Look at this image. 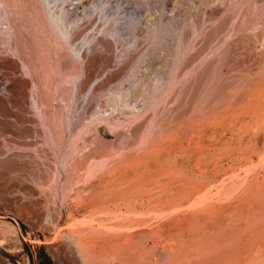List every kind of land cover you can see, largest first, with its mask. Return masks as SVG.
I'll use <instances>...</instances> for the list:
<instances>
[{"label":"rangeland","instance_id":"rangeland-1","mask_svg":"<svg viewBox=\"0 0 264 264\" xmlns=\"http://www.w3.org/2000/svg\"><path fill=\"white\" fill-rule=\"evenodd\" d=\"M17 2L32 14L33 6H39L36 0ZM63 3L70 27L79 26L70 41L81 54L89 52L87 58L96 64L86 85L81 84L79 107L72 106L73 101L67 107L64 132L56 125L53 143L46 142L56 146L49 154L52 166H32L14 154L1 155L5 161L0 164V264H85L69 235L90 210L97 220L104 217L85 199L82 204V198L90 187H100L99 174L106 170L104 151L123 145L133 158L132 174L151 183L143 190L145 199L153 195L164 202V196L174 197L171 210L175 208L177 217L170 213L171 220L182 229L189 221L193 224L182 236L197 240L186 256L182 254L183 260L180 255L178 264H264V0ZM74 47L65 49L67 62ZM121 91L125 105L123 99L112 104L109 96H120ZM15 119L0 114L5 125L1 148L33 142L29 134L33 130ZM121 135L125 137L120 140ZM91 151L94 164L88 162L82 170L95 176L85 177L80 170L84 179L62 184L71 161ZM121 151L116 159L124 155ZM100 155L105 163H100ZM56 173L60 180L52 178ZM151 214L150 224L155 225ZM140 230L130 226L124 233Z\"/></svg>","mask_w":264,"mask_h":264},{"label":"bare ground","instance_id":"bare-ground-1","mask_svg":"<svg viewBox=\"0 0 264 264\" xmlns=\"http://www.w3.org/2000/svg\"><path fill=\"white\" fill-rule=\"evenodd\" d=\"M36 1H38L39 6L31 5L33 7H36V9L34 8L35 10H33L32 14L24 8V5L22 8H20V5L17 4V0H0V74L3 75V80L0 81V85L4 84L2 90H0V114H9L10 116L16 118L15 121L18 120L17 122L21 123L22 125H25L26 129H30V131L33 130L32 134L29 133L33 137L32 143L23 141L22 143H18L15 145L13 144L12 146L7 147L8 149L0 147V164H3L5 161L3 159V156L7 155V153H10L11 155L14 154L19 159L22 158L24 162H29V164H31L32 166H39L40 164H42L43 166H52L51 163L53 162L51 161L52 159L49 157V154L51 150L56 148V146H48L46 142L51 141L53 143V138H55L53 136V129L56 127V125L57 127L59 126V128L61 127L60 129H62L64 132L67 123V107L69 106V104H71L72 101L74 102L72 103V106L76 105V107H79L77 106V102L80 101L81 98V87L86 85L85 83H87L89 75L92 71L91 68L95 63L91 62L92 58H87L89 52L81 54V48L74 47L72 41H70L72 32L75 30V27H77L78 24L77 26H75L76 24H72L73 26H75L74 28L70 27L71 25L68 22L67 12L64 8L65 5L63 3V0ZM38 14L43 15V18L46 23L45 25H42V18L40 17V15L38 16ZM69 46L74 47L71 62H67L66 58H64L65 49L69 48ZM66 52L68 51L66 50ZM81 76L83 77L82 81ZM121 93V95L118 94L120 96H116L117 94L115 93H113L115 96H109V99L110 101H112V104H115V101L117 99H121L122 102V99L124 98H122V95L125 96V91H121ZM124 102L125 101L123 99L122 103L124 104ZM74 129H76V127ZM3 131H5V125L0 121V133H2ZM24 131L27 132L28 130H23V133ZM79 133L80 132H78V134ZM122 135H125V133ZM124 137L125 136H122L118 139L121 140ZM68 139L66 140L68 141ZM62 142H64V140ZM120 142H122V144H125V141ZM30 144H35L33 145L35 146L33 148V150H35L34 155L31 153V151H33V146L30 149ZM118 144L121 145V143ZM61 146L63 147V145ZM71 146L76 149V147H74L75 145L71 144ZM124 146L125 145H123V147ZM127 146H125L126 149L125 147L123 148L121 146V149H125V151H123L126 153L122 152L121 149L118 148V146L117 150H112V148L104 151L105 154H102V156L104 155L107 160L106 166L104 165L106 167V170L105 172L101 173V175L99 174V177L97 175L98 182H100V187H90L92 188V192L90 191L91 193L89 192V195L86 198H82V204H85L83 200L85 199L87 201V206L95 205L96 209H101L102 213L104 214V217L102 216V219L97 220V217H95V219L94 216L92 217L90 215V210L88 212L89 214H86L85 217L81 218V225L79 224L78 226L76 224V230L74 232L71 231V234L69 235V240L75 243L81 255V260L85 264H109V261L113 262L114 260H117L118 264H178L180 263V255L184 254V256H186L185 253H188V250L191 244L193 243V240L195 239L189 236V238L182 236L183 233L185 234V229L188 226H193V224L191 221H189L185 224L184 228L182 229L183 226H180L179 222L177 224L176 219L171 220L172 216L170 213L174 212L175 214L176 211L174 210L175 208L173 209V211L171 210L175 205L174 197L169 196V193H166L169 197L166 198L164 196V199H166L164 202L157 201L156 199L158 197L155 198L153 195H150L153 198H150V196H148V199H145L143 190L147 188V185H150L151 183L147 184L149 182L148 180V182L145 183L144 181H142L144 180L142 177L140 178L136 173L134 175L132 174V171L130 169V161L133 158L131 157L132 155L129 154L130 152L127 153ZM150 149L153 150L152 148ZM66 150H63L61 152H64ZM92 151L95 152L96 150ZM92 151L86 152L84 154L81 153L78 158H75L71 161V169L66 172L63 170L65 172V176L63 180L64 182H61L62 184H66V182L69 181L70 183L71 181L75 180L80 181V178L82 177L84 179V174L80 175V172H84V170L82 169L85 167L86 163L89 162V166H91L92 163L94 164V162L91 161V158L93 159V155H95L94 152L92 154ZM119 151H121L122 155H124L121 157L119 156L120 159H116L118 158V155L115 154ZM144 151L146 152L147 149ZM66 155L69 154L67 153ZM114 155L116 156V158L114 157ZM139 155L142 156V154ZM33 156L36 159H40V161L33 159ZM100 156L99 160L104 159V157L101 156L102 158H100ZM62 157L63 159L61 158V160L67 162V159L65 158V160L63 155ZM56 158L59 157L57 156ZM102 162L104 161L100 160L101 164ZM33 172L35 173V171ZM39 173L40 172H38V175ZM56 174L57 175L54 174L52 178L57 180L59 178L60 180L61 176L58 173ZM85 174V177L87 176L88 178H91V176H95L94 173L90 172L89 174H87V172ZM115 174H119V176L117 175V177ZM38 175L37 178L41 180L42 176ZM114 175L115 177H113ZM45 181L47 182V179ZM45 181H43V184ZM159 185L161 184L159 183ZM65 186L67 187V185ZM99 188L101 189L99 190ZM159 188L160 190L162 189L165 191L164 187ZM154 189L152 191H154ZM66 192L67 191H65V193ZM166 192L170 191L167 190ZM172 192L173 191H171V193ZM158 193H160V191ZM161 193L163 194V192ZM62 194L64 195V193ZM153 194H156V192ZM160 196L161 195H159V197ZM161 198L163 201V197ZM195 207H197V205ZM201 210L204 212V208H202ZM147 211L149 212L146 213ZM100 213L98 212L97 214L100 216ZM166 213L170 215L168 218H164V215H166ZM149 214H151L152 217L155 216V220L157 221L155 225L150 224L153 219L148 217ZM174 214L172 215L174 216ZM95 216L97 215L95 214ZM195 217L197 216L195 215ZM207 219H205V221ZM132 225L136 226L137 228H140L141 230L134 234H125L124 229L130 226L133 227ZM127 231H129V229H127ZM221 233L223 232L221 231ZM223 240H225V238ZM206 242L207 241H205V243ZM219 242L220 241H218L217 243ZM196 247L197 246H195V248ZM182 257L183 255L181 256V260L184 259H182ZM218 261L220 260L218 259ZM232 263L234 262L232 261Z\"/></svg>","mask_w":264,"mask_h":264}]
</instances>
